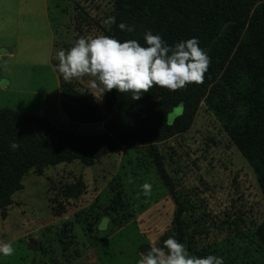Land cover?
<instances>
[{
  "label": "rangeland",
  "instance_id": "rangeland-1",
  "mask_svg": "<svg viewBox=\"0 0 264 264\" xmlns=\"http://www.w3.org/2000/svg\"><path fill=\"white\" fill-rule=\"evenodd\" d=\"M114 8L115 0H0V108L44 116L55 129L79 136L103 134L102 124L78 125L64 115L54 65L57 50L82 36L104 35L103 21ZM89 79L72 81L102 108L105 93L90 88ZM182 112L175 109L170 122ZM158 149L177 191L187 194L197 217L199 207L207 213L200 250L186 245L187 252L219 255L224 264H264V248L255 237L264 224L257 177L204 100L192 127ZM145 182L152 185L148 197L140 187ZM22 184L6 216L0 212V242L15 249L12 256H0V264H138L142 245L159 248L166 240L176 212L142 145L122 146L91 167H46ZM103 216L110 224L99 231ZM237 220L246 221V228L228 231Z\"/></svg>",
  "mask_w": 264,
  "mask_h": 264
},
{
  "label": "trees",
  "instance_id": "trees-1",
  "mask_svg": "<svg viewBox=\"0 0 264 264\" xmlns=\"http://www.w3.org/2000/svg\"><path fill=\"white\" fill-rule=\"evenodd\" d=\"M112 17L115 22L107 24L104 35L121 42L146 46V31L169 45L197 38L209 57L203 82L176 91L153 86L138 100L113 89L105 93L101 108L60 76L64 115L78 125L102 124L105 132L99 135L79 136L55 129L44 116L0 108V212L6 216L30 173L41 175L46 167L74 162L91 167L122 146L142 145L176 206L166 239L172 236L197 252L207 213L199 207L197 217L187 194L177 191L158 144L187 132L204 100L253 169L264 197V0H115ZM122 22L133 31L119 29ZM179 107L182 114L170 122ZM12 142L19 147L12 150ZM237 221L228 231L235 225L234 230L246 228V221ZM255 237L264 248V224Z\"/></svg>",
  "mask_w": 264,
  "mask_h": 264
},
{
  "label": "clouds",
  "instance_id": "clouds-1",
  "mask_svg": "<svg viewBox=\"0 0 264 264\" xmlns=\"http://www.w3.org/2000/svg\"><path fill=\"white\" fill-rule=\"evenodd\" d=\"M115 17H107L103 23L111 24ZM117 27L128 32L132 26L120 23ZM146 46L136 40L119 41L114 37L98 35L80 37L73 46L56 52L55 71L68 82L74 79H89V87L104 94L115 89L118 93L131 95L138 100L153 86L176 91L188 84H200L208 70L209 57L199 47L197 38L167 44L160 35L146 31ZM19 146L12 142L10 148ZM142 194L150 196L152 185L143 183ZM110 224L107 216L101 217L96 228L105 231ZM15 249L11 243L0 242V256H12ZM138 264H224L223 257L209 254L191 255L183 243L170 236L162 247H149L141 252Z\"/></svg>",
  "mask_w": 264,
  "mask_h": 264
},
{
  "label": "crops",
  "instance_id": "crops-1",
  "mask_svg": "<svg viewBox=\"0 0 264 264\" xmlns=\"http://www.w3.org/2000/svg\"><path fill=\"white\" fill-rule=\"evenodd\" d=\"M54 40V36L52 35V41ZM52 52H53V45H51L50 44V49H49V52H48V54H49V59H48V64H49V66H51L52 67V62H51V55H52ZM55 72V71H54ZM56 73V72H55ZM55 77L57 78V82H58V84H59V79H58V77H57V75H55Z\"/></svg>",
  "mask_w": 264,
  "mask_h": 264
},
{
  "label": "water",
  "instance_id": "water-1",
  "mask_svg": "<svg viewBox=\"0 0 264 264\" xmlns=\"http://www.w3.org/2000/svg\"><path fill=\"white\" fill-rule=\"evenodd\" d=\"M149 247H150V245H148V244L142 245V246L140 247V249H139L140 254H141V252L146 251ZM151 247H152V246H151Z\"/></svg>",
  "mask_w": 264,
  "mask_h": 264
}]
</instances>
